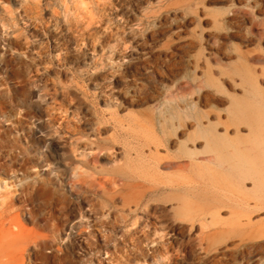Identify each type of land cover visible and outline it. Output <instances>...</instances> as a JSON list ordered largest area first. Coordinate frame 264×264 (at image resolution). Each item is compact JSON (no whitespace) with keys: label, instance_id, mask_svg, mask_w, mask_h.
Listing matches in <instances>:
<instances>
[{"label":"rangeland","instance_id":"374dc122","mask_svg":"<svg viewBox=\"0 0 264 264\" xmlns=\"http://www.w3.org/2000/svg\"><path fill=\"white\" fill-rule=\"evenodd\" d=\"M0 211V264H264V0H0Z\"/></svg>","mask_w":264,"mask_h":264},{"label":"bare ground","instance_id":"6f19581e","mask_svg":"<svg viewBox=\"0 0 264 264\" xmlns=\"http://www.w3.org/2000/svg\"><path fill=\"white\" fill-rule=\"evenodd\" d=\"M28 1H29V0H28ZM25 3H26V2H25ZM36 3H37V2H36ZM32 5H33V4H32ZM34 6H36V5H34ZM34 6H33V8H34ZM25 7H26V6H25ZM21 8H22V7L20 6V10H23V8H22V9H21ZM26 9H27V8H26ZM26 14H27V13H26ZM29 15H30V14H29ZM22 16H23V15H22ZM26 17H27V16H26ZM26 17H25V18H26ZM30 17H31V16H30ZM2 20H3V19H2ZM26 20H28V19H26ZM29 20H30V19H29ZM29 20H28V21H29ZM88 109H89V108H88ZM108 119H109V118H108ZM107 122H108V121H107ZM84 123H85V122H84ZM154 124H155V123H154ZM76 128H77V127H76ZM76 128H75V129H76ZM98 130H99V129H98ZM101 131H102V130H101ZM124 131H125V130H124ZM71 133H72V132H71ZM184 133H185V132H184ZM41 136H42V135H41ZM51 136H52V135H51ZM44 138H45V137H44ZM44 138H43V139H44ZM78 138H79V137H78ZM78 138H77V139H78ZM86 138H87V137H86ZM68 139H69V138H68ZM75 139H76V138H75ZM89 140H90V139H89ZM96 140H99V139H96ZM75 141H76V140H75ZM78 141H79V140H78ZM78 141H77V143H78ZM80 141H81V139H80ZM80 141H79V142H80ZM85 141L87 142V140H85ZM91 141H92V140H91ZM96 142H97V141H96ZM72 143H73V142H72ZM97 143H98V142H97ZM99 143L102 144V142H99ZM73 144H74V143H73ZM79 144H80V143H79ZM82 144H83V143H82ZM150 144H151V143H150ZM69 145L71 146V144H69ZM69 145H68V146H69ZM75 145H76V144H75ZM91 145H92V144H91ZM91 145H90V146H91ZM95 145H96V144H95ZM88 147H89V146H88ZM88 147H86V148H88ZM95 147L97 148V146H95ZM100 147H101V146H100ZM158 147H159V146H158ZM82 149H83V147H82ZM88 149H89V148H88ZM76 150H77V148H76ZM80 150H81V149H80ZM89 150H90V149H89ZM77 152H81V151H78V150H77ZM138 152H139V151H138ZM47 153H48V152H47ZM74 153H75V151H74ZM74 153H73V154H74ZM88 153H89V152H88ZM90 153H92V152H90ZM141 153H142V151H141ZM87 155H88V154H87ZM140 155H141V154H140ZM69 156H70V155H69ZM75 156H78V157H79V155H75ZM75 156H74V157H75ZM85 156H86V153H85ZM88 156H89V155H88ZM93 156H94V154H93ZM93 156H92V157H93ZM86 158H87V156H86ZM148 158H149V157H148ZM76 159H77V158H76ZM93 159H94V157L92 158V160H93ZM46 160H47V159H46ZM58 162H59V161H58ZM89 162H90V161H89ZM86 163H87V162H86ZM91 163H92V162H91ZM88 164H89V163H88ZM155 164H156V163H155ZM89 165H91V168H92V164H89ZM1 167H2V166H1ZM82 167H83V166H82ZM86 168H88V166H87ZM89 168H90V166H89ZM100 185H101V184H100ZM6 190H7V189H6ZM21 191H22V189H21ZM2 193H3V192H2ZM8 194H9V193H8ZM11 194H12V193H11ZM11 194H10V195H11ZM27 195H28V193H27ZM2 196H3V195H2ZM1 200H2V199H1ZM8 208H9V207H8ZM8 208H7V209H8ZM0 212H1V211H0ZM2 214H3V213H2ZM2 214H0V215H2ZM4 219H5V218H4ZM5 220H6V219H5ZM6 221H8V220H6ZM0 222H1V221H0ZM8 222H9V221H8ZM2 224H3V223H2ZM5 224H6V223H5ZM12 226H13V225H12ZM23 228H24V227H22V229H23ZM13 229H14V228H13ZM13 229H12V230H13ZM24 229H25V228H24ZM24 231H25V230H24ZM26 231H27V230H26ZM12 232H13V231H12ZM16 233H17V232H16ZM23 234H25V233H23ZM12 235H13V234H12ZM14 235H15V237H16L17 234H14ZM9 236H10V235H9ZM16 238H17V237H16ZM40 242H41V241H40ZM40 242H39V244H40ZM27 244H28V243H27ZM34 244H35V243H34ZM10 245H11V244H10ZM5 246H6V245H5ZM26 246H27V245H26ZM29 246H30V245H29ZM29 246H28V247H29ZM31 246H32V245H31ZM28 247H26V248H28ZM5 249H6V248H5ZM7 250L9 251V249H7ZM9 252H10V251H9ZM5 253H6V251H5ZM10 254H11V253H10ZM14 254H15V253H14ZM3 255H4V253H3ZM8 255H9V254H8ZM8 255H7V257H8ZM11 255H12V254H11ZM7 257H6V258H7ZM20 257H21V256H20ZM22 257H23V256H22ZM18 260H19V259H18ZM12 261H13V260H12ZM12 261H10V262H12ZM14 261L16 262V260H14ZM19 261H20V260H19Z\"/></svg>","mask_w":264,"mask_h":264}]
</instances>
